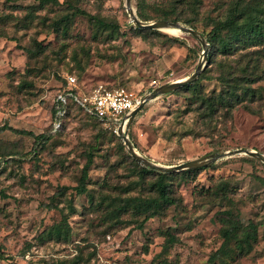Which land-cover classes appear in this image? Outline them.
Masks as SVG:
<instances>
[{
	"label": "rangeland",
	"instance_id": "374dc122",
	"mask_svg": "<svg viewBox=\"0 0 264 264\" xmlns=\"http://www.w3.org/2000/svg\"><path fill=\"white\" fill-rule=\"evenodd\" d=\"M60 1L0 0L5 17L0 19V128L51 134L37 149L34 136L0 129V248L14 255L0 264H264V161L246 153L174 177L179 198L164 203L143 227L137 225L142 215L132 208L120 220L110 214L106 204L112 198L120 203L124 196L156 194L147 185L156 175L145 174L143 185L122 136L77 108L55 129L52 104L65 75L74 72L84 90L124 85L146 96L190 75L202 60L203 45L183 31L138 33L126 0ZM228 4L203 0L187 13L207 33ZM73 6L116 22L115 37L107 40L106 32L95 37L97 27L84 15L56 30V21ZM38 42L44 49L30 51ZM239 57L219 51L208 58L202 90L219 88L221 61L236 65ZM254 85H264V79ZM192 94L190 89L162 93L143 105L128 128L140 153L170 165L240 147L264 152V97L250 103L256 111L241 103L231 116L208 122L190 104ZM88 152L93 154L88 190L79 193ZM61 185L67 190L55 196ZM228 208L244 225L257 226L252 250L240 257L214 256L224 239L222 216ZM168 231L176 240L165 248Z\"/></svg>",
	"mask_w": 264,
	"mask_h": 264
},
{
	"label": "trees",
	"instance_id": "16d2710c",
	"mask_svg": "<svg viewBox=\"0 0 264 264\" xmlns=\"http://www.w3.org/2000/svg\"><path fill=\"white\" fill-rule=\"evenodd\" d=\"M39 1L41 4L52 2L53 4L59 5L62 3L60 0ZM202 1L203 0H137L136 10L138 16L144 20H151L154 18L180 20L197 29L195 23L196 17L192 15L190 16V14L187 13V10L189 8L190 10L197 11ZM32 7L34 6L32 5ZM77 15L88 17L92 24L97 27L94 33L95 37H99L106 32V39L109 40L112 39V37H115L114 33L119 29L116 22L107 20L99 14L91 13L80 6H73L72 11L56 21V30L64 29V27L67 28L68 24L71 23ZM1 18L5 17L0 16V19ZM135 28L140 34H143L144 31H160L159 29L148 27L136 26ZM201 32L206 34L207 40L211 45L208 55L209 61L212 60L213 55L219 51L228 56L237 54L240 56L239 60L236 65L225 64L221 61L223 70L218 77L221 84L219 88L207 92L202 90L200 87L201 81L209 77L207 74L201 72L197 79L189 84L182 85L173 91L177 92L180 89L192 90L193 94L192 96H189V102L190 104L196 105V109L201 118L208 122H212L215 118L220 116H231L235 106L241 103H245V106L251 111H256V108L250 103L264 97V85H254V83L264 79V0H229L225 15L215 18L211 30L207 33L203 29ZM43 49L44 46L40 42L29 48L32 52H39ZM65 84L66 79L59 87L58 91ZM74 108L83 111L89 117L99 122L103 129L107 130L99 117L85 112L80 105L73 101L68 104L67 112L63 117L62 124ZM56 109L57 105L55 101H53V120L56 116ZM7 128L17 133H25L34 136L37 149H42L51 137L50 133L43 132L36 134L32 130L14 128L9 125L2 126L0 129L3 131ZM108 130L117 134L111 129ZM122 145L123 147H126L124 142H122ZM252 158H254V156H252ZM92 161L93 154L92 152H88V160L82 169L79 183L76 186L79 193L88 190L87 180L89 178V167L91 166ZM134 162L137 164L140 173L142 174L143 180L141 183L143 185L145 174L153 173L156 175L154 180L147 182L149 189L155 191L156 194L128 195L122 197L120 203H116L114 198L111 197L112 199L109 200L106 205L109 208L110 214H113L114 217L119 220L122 219V215L125 212L132 208L137 216L142 215V218L139 219L137 225L143 227L147 220L158 214L160 207L164 203H175L177 198H179L174 195L173 178L177 177V175L185 176L186 174L196 172L197 169L163 171L143 165L135 158ZM67 188L68 186L66 185L59 186L54 192V195L57 196L64 193ZM227 197L231 198L230 196ZM223 213L222 220L225 227L222 230V235L224 239L214 256L232 257L233 254H235L240 257L246 255L252 250V241L257 239V226L253 224L244 225L229 208L226 209L225 212L223 211ZM175 240L176 236L174 233L168 231L164 247L167 248L169 243H172ZM232 242L236 243L235 248H232ZM4 258L12 259L14 258V255L0 248V259Z\"/></svg>",
	"mask_w": 264,
	"mask_h": 264
},
{
	"label": "water",
	"instance_id": "95a60500",
	"mask_svg": "<svg viewBox=\"0 0 264 264\" xmlns=\"http://www.w3.org/2000/svg\"><path fill=\"white\" fill-rule=\"evenodd\" d=\"M126 6L127 10L138 27H148V28H154V29H164L165 27H176L180 29L183 32H188L196 36L202 43L203 45V56L202 60L199 62L197 65L196 69L188 76L180 79L173 80L171 82H166L163 84H160L157 86L155 91L153 93L147 94L146 96H143V98L140 100V102L131 110L130 112V117L128 121V128L131 119L136 115V113L143 107V105L151 98L162 94V93H168L176 88L189 84L190 82L194 81L195 79L198 78L200 75L205 62L208 59L209 55V49H210V42L207 40L206 36L199 31L198 29L188 25L185 22H182L180 20H173V19H167V18H160V19H153V20H144L141 19L138 14L136 8L132 5V0H126ZM128 128L126 131L123 130V125H121L118 129L119 135L122 136L124 143L130 152V154L139 162H141L143 165L149 166L151 168H157L159 170L163 171H179V170H185V169H194V168H199V167H204L210 165L212 162L216 161L218 158L223 157V156H228L232 155L235 153H246L251 156H255L259 158L260 160L264 161V152L253 149V148H236L235 150H227L225 152H214L205 156H201L198 158H193L189 159L184 162L176 163V164H170V165H165L158 163L147 156L143 155L140 153L132 139L130 138Z\"/></svg>",
	"mask_w": 264,
	"mask_h": 264
},
{
	"label": "built area",
	"instance_id": "2783aa9c",
	"mask_svg": "<svg viewBox=\"0 0 264 264\" xmlns=\"http://www.w3.org/2000/svg\"><path fill=\"white\" fill-rule=\"evenodd\" d=\"M65 79L66 84L55 94L54 98L57 105L56 116L53 120L55 129L61 126L68 104L73 101L85 112L99 117L105 128L119 134L118 129L121 125L126 131L131 110L143 98V95H139L138 92L124 85L98 84L89 90H84L80 87L76 74L68 72Z\"/></svg>",
	"mask_w": 264,
	"mask_h": 264
},
{
	"label": "bare ground",
	"instance_id": "6f19581e",
	"mask_svg": "<svg viewBox=\"0 0 264 264\" xmlns=\"http://www.w3.org/2000/svg\"><path fill=\"white\" fill-rule=\"evenodd\" d=\"M163 30H167L168 33L170 34H181L182 31L176 27H165Z\"/></svg>",
	"mask_w": 264,
	"mask_h": 264
}]
</instances>
